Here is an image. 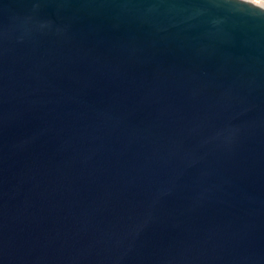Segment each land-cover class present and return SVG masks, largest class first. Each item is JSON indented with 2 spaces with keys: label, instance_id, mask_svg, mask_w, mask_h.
I'll return each instance as SVG.
<instances>
[{
  "label": "water",
  "instance_id": "obj_1",
  "mask_svg": "<svg viewBox=\"0 0 264 264\" xmlns=\"http://www.w3.org/2000/svg\"><path fill=\"white\" fill-rule=\"evenodd\" d=\"M0 264H264V6L0 0Z\"/></svg>",
  "mask_w": 264,
  "mask_h": 264
},
{
  "label": "bare ground",
  "instance_id": "obj_2",
  "mask_svg": "<svg viewBox=\"0 0 264 264\" xmlns=\"http://www.w3.org/2000/svg\"><path fill=\"white\" fill-rule=\"evenodd\" d=\"M250 1H252L254 3H257V4L261 5V6H264V0H250Z\"/></svg>",
  "mask_w": 264,
  "mask_h": 264
}]
</instances>
